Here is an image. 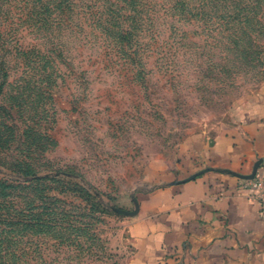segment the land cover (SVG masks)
<instances>
[{"label": "rangeland", "instance_id": "rangeland-1", "mask_svg": "<svg viewBox=\"0 0 264 264\" xmlns=\"http://www.w3.org/2000/svg\"><path fill=\"white\" fill-rule=\"evenodd\" d=\"M220 29L185 26L198 33L183 40L190 50L163 45L137 72L71 47L72 76L50 99H27L22 117L12 113L16 133L36 135L24 162L45 180L38 216L25 219L41 226L6 235L0 264H147L130 232L140 199L185 179L212 141L264 105V50L240 61L222 52ZM14 91H3L0 107L12 106Z\"/></svg>", "mask_w": 264, "mask_h": 264}, {"label": "trees", "instance_id": "trees-1", "mask_svg": "<svg viewBox=\"0 0 264 264\" xmlns=\"http://www.w3.org/2000/svg\"><path fill=\"white\" fill-rule=\"evenodd\" d=\"M216 21L223 24L218 34H225L222 52L243 61L249 52L264 50V0H0V99L5 89L16 90L12 106L0 107V168L15 177L0 172V243L22 226H41L25 222L38 216L39 182L45 180L24 162L30 154L23 147L33 145L36 135L16 133L12 113L22 117L27 99H50L58 82L72 76L71 47L78 42L91 47L94 58L104 53L110 66L137 72L144 57L163 45L190 50L183 40L198 33L185 26ZM13 145L17 156L8 155Z\"/></svg>", "mask_w": 264, "mask_h": 264}, {"label": "crops", "instance_id": "crops-1", "mask_svg": "<svg viewBox=\"0 0 264 264\" xmlns=\"http://www.w3.org/2000/svg\"><path fill=\"white\" fill-rule=\"evenodd\" d=\"M259 109L212 141L185 179L140 199L130 232L142 261L264 264V202L243 187L254 173L264 179Z\"/></svg>", "mask_w": 264, "mask_h": 264}, {"label": "built area", "instance_id": "built-area-1", "mask_svg": "<svg viewBox=\"0 0 264 264\" xmlns=\"http://www.w3.org/2000/svg\"><path fill=\"white\" fill-rule=\"evenodd\" d=\"M244 188H247L252 192V197L264 202V179L257 174L250 180H247L243 184Z\"/></svg>", "mask_w": 264, "mask_h": 264}, {"label": "water", "instance_id": "water-1", "mask_svg": "<svg viewBox=\"0 0 264 264\" xmlns=\"http://www.w3.org/2000/svg\"><path fill=\"white\" fill-rule=\"evenodd\" d=\"M255 173L253 175H251L247 180H250L254 177Z\"/></svg>", "mask_w": 264, "mask_h": 264}]
</instances>
